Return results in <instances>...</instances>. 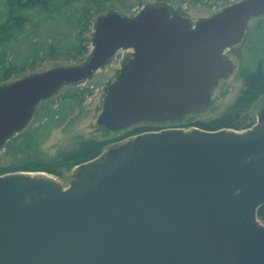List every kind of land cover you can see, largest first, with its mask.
Returning a JSON list of instances; mask_svg holds the SVG:
<instances>
[{
    "label": "water",
    "instance_id": "1",
    "mask_svg": "<svg viewBox=\"0 0 264 264\" xmlns=\"http://www.w3.org/2000/svg\"><path fill=\"white\" fill-rule=\"evenodd\" d=\"M264 0H242L194 24L169 6L100 17L82 65L0 86V147L39 104L91 78L120 50L98 125L112 132L205 108L234 70ZM264 110L246 131L170 128L82 164L68 187L44 173L0 176V264H264Z\"/></svg>",
    "mask_w": 264,
    "mask_h": 264
},
{
    "label": "rangeland",
    "instance_id": "2",
    "mask_svg": "<svg viewBox=\"0 0 264 264\" xmlns=\"http://www.w3.org/2000/svg\"><path fill=\"white\" fill-rule=\"evenodd\" d=\"M239 1L242 0H98L94 5L90 16L91 22L89 28L84 33L83 37L85 45L89 48L87 54L76 55L72 53L71 55L66 56L49 54L38 60V62L32 66L26 67L25 71H19L8 80L1 82L0 86L55 67L79 66L84 64L91 57L93 49V34L98 19L111 12L132 17L139 14L147 6L166 5L169 6L173 12L189 18L194 24H196L201 19L209 18L225 7ZM21 15L23 14L17 12V16ZM262 25H264V15L253 18L249 23L244 39L240 43L226 50L225 57L234 64V70L220 81L219 85L213 92L210 103L205 108L181 119L160 122L155 125L154 128L148 129L155 130V132L170 128H181L184 130L199 128L205 130L204 127H202V124H207L210 121L227 115L229 113V108L232 107L245 88L246 74L251 69V63H253L257 57L258 61L259 59L264 58V32L259 30V27ZM22 50L20 51L19 49L21 52V55L17 56L19 59L21 56L24 57L25 52H22ZM129 54L130 52L127 50L118 52L107 63V65L97 71L88 80L65 85L53 97L46 101H42L29 125L23 131L15 135L5 146L0 147V168L7 167L23 159L24 153L23 150H21V142L39 123L41 109L45 106L62 103L65 99L73 100L75 97H77L76 99L80 96L83 97V101L75 105L68 120L62 125L56 127L44 144L34 148V157L46 162H52L55 159L62 157L69 152V150L77 147V145L83 141L103 143L104 149L100 154L102 155L108 150L122 145L126 141L135 137L125 136L128 134L127 131L118 133L106 132L104 129H101L97 123L103 109L108 88L116 80L123 61ZM263 110L264 94H262L246 112L239 113V116L234 115V117L236 116L235 118L231 117L234 120V123H237L240 126L238 129H229L246 131L253 128L257 125ZM84 163L69 162L65 164L64 162H58L48 171L30 173H44L50 179L57 181L64 187H68L74 178L76 171ZM5 175L8 174L0 176Z\"/></svg>",
    "mask_w": 264,
    "mask_h": 264
},
{
    "label": "trees",
    "instance_id": "3",
    "mask_svg": "<svg viewBox=\"0 0 264 264\" xmlns=\"http://www.w3.org/2000/svg\"><path fill=\"white\" fill-rule=\"evenodd\" d=\"M98 0H0V83L8 80L17 72L25 71L38 60L49 54L62 56L85 55L89 48L84 42V33L90 25V16ZM17 12L23 14L17 16ZM264 32V25L259 27ZM23 48V50H22ZM24 57L17 58L21 55ZM254 66V67H253ZM264 94V58L251 63V69L246 74L245 88L235 103L229 108V113L223 117L202 124L205 130L223 128L238 129L231 117L246 112ZM70 100L66 104L46 106L43 119L29 135L21 142L23 159L7 167L0 168V175L17 172L48 171L58 162L84 163L94 159L103 152V143L83 141L77 147L69 150L59 159L46 162L34 157L33 150L48 139L51 132L65 123L75 105L83 101ZM58 116V118H56ZM236 117V116H235ZM234 117V118H235ZM201 127V128H202ZM148 128H138L127 131L132 136ZM259 220L264 224V206L258 211Z\"/></svg>",
    "mask_w": 264,
    "mask_h": 264
},
{
    "label": "flooded vegetation",
    "instance_id": "4",
    "mask_svg": "<svg viewBox=\"0 0 264 264\" xmlns=\"http://www.w3.org/2000/svg\"><path fill=\"white\" fill-rule=\"evenodd\" d=\"M124 50H127V51H129L130 52V54L128 55V57L126 58V59H124V61H123V64H122V66H121V69H120V72L118 73V76H117V78L119 77V75H120V73H121V71L123 70V68L125 67V65L128 63V61L131 59V57H132V50H128V49H124ZM120 51H122V50H120ZM120 51H118V52H120ZM92 52H93V49H92ZM117 52V53H118ZM116 53V54H117ZM115 54V55H116ZM91 55H92V53H91ZM114 55V56H115ZM113 56V57H114ZM116 78V79H117ZM80 83V82H79ZM68 84H71V83H67V84H65V85H68ZM64 85V86H65ZM63 86V87H64ZM62 87V88H63ZM61 88V89H62ZM60 89V90H61ZM59 90V91H60ZM58 91V92H59ZM108 92V91H107ZM107 95V94H106ZM79 96V95H78ZM79 99V98H78ZM70 100H72V99H65L63 102H62V105L63 104H66L67 102H69ZM77 99H75L74 101H76ZM44 101H46V100H44ZM67 101V102H66ZM59 104H61V103H59ZM59 104H57V105H59ZM40 105V104H39ZM38 108V107H37ZM45 108H46V106L45 107H43L42 109H41V116H40V120H39V123L36 125V126H38L39 124H40V122L42 121V117H43V112L45 111ZM36 111H37V109H36ZM36 111H35V114H36ZM35 114H34V116H35ZM34 116H33V118H34ZM56 118H58V116L56 117ZM45 119H47V118H45ZM45 119H43V122H45L46 120ZM160 122H157V123H144V124H140V125H138V126H134V127H132L131 129H129V130H125V131H120V132H126V131H133V130H136V129H138V128H149V129H152V128H154V126L155 125H157V124H159ZM35 126V127H36ZM100 126V125H99ZM34 127V128H35ZM100 128L101 129H104V131H106V132H110V133H118V132H112V131H109V130H107V129H105L104 127H102V126H100ZM151 131H155V130H147V131H144V132H141V133H138V134H135V135H132V136H137V135H140V134H143V133H146V132H151ZM132 136H129V137H132Z\"/></svg>",
    "mask_w": 264,
    "mask_h": 264
}]
</instances>
